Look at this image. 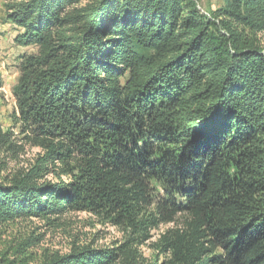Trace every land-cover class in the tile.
<instances>
[{
  "label": "trees",
  "instance_id": "obj_1",
  "mask_svg": "<svg viewBox=\"0 0 264 264\" xmlns=\"http://www.w3.org/2000/svg\"><path fill=\"white\" fill-rule=\"evenodd\" d=\"M4 1L37 51L0 127V229L88 213L129 238L0 264H146L161 226L163 264H264V0ZM25 146L42 156L10 171Z\"/></svg>",
  "mask_w": 264,
  "mask_h": 264
},
{
  "label": "rangeland",
  "instance_id": "obj_2",
  "mask_svg": "<svg viewBox=\"0 0 264 264\" xmlns=\"http://www.w3.org/2000/svg\"><path fill=\"white\" fill-rule=\"evenodd\" d=\"M222 5L223 0H199V7L204 12L216 10ZM7 14L5 1L0 0V127L4 130L12 127L11 116L16 110L13 88L20 77V58L37 51L16 44L15 38L21 30L9 20ZM262 41L264 45V37ZM40 156L41 150L25 146L18 159L10 163V171L26 172L34 167ZM49 180H53V176ZM171 227L161 226L151 233L152 239L134 246L146 264H163L167 260L158 240L160 234ZM128 238L129 233L124 227L114 226L88 213H69L51 221L31 218L0 229V249L31 240L33 244L30 250L37 256L55 252L67 254L73 247L87 245L98 249H115L124 245Z\"/></svg>",
  "mask_w": 264,
  "mask_h": 264
}]
</instances>
